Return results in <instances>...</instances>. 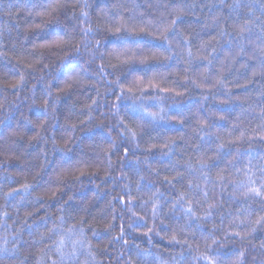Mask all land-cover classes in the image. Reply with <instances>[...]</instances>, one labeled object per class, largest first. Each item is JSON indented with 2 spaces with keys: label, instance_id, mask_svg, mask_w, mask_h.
Listing matches in <instances>:
<instances>
[{
  "label": "clouds",
  "instance_id": "1",
  "mask_svg": "<svg viewBox=\"0 0 264 264\" xmlns=\"http://www.w3.org/2000/svg\"><path fill=\"white\" fill-rule=\"evenodd\" d=\"M0 264H264V0H0Z\"/></svg>",
  "mask_w": 264,
  "mask_h": 264
}]
</instances>
